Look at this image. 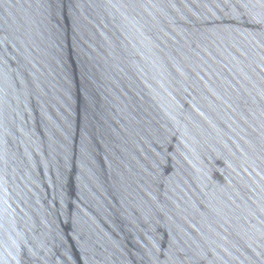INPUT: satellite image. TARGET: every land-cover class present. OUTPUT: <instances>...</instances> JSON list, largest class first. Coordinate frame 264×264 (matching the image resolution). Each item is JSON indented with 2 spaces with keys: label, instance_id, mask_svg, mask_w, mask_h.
I'll return each mask as SVG.
<instances>
[{
  "label": "water",
  "instance_id": "water-1",
  "mask_svg": "<svg viewBox=\"0 0 264 264\" xmlns=\"http://www.w3.org/2000/svg\"><path fill=\"white\" fill-rule=\"evenodd\" d=\"M0 264H264V0H0Z\"/></svg>",
  "mask_w": 264,
  "mask_h": 264
}]
</instances>
